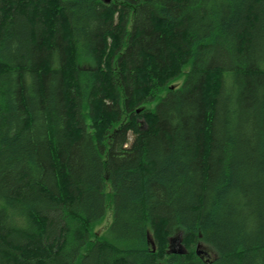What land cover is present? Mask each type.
Instances as JSON below:
<instances>
[{
	"label": "trees",
	"instance_id": "trees-1",
	"mask_svg": "<svg viewBox=\"0 0 264 264\" xmlns=\"http://www.w3.org/2000/svg\"><path fill=\"white\" fill-rule=\"evenodd\" d=\"M0 264H264V0H0Z\"/></svg>",
	"mask_w": 264,
	"mask_h": 264
},
{
	"label": "rangeland",
	"instance_id": "rangeland-1",
	"mask_svg": "<svg viewBox=\"0 0 264 264\" xmlns=\"http://www.w3.org/2000/svg\"><path fill=\"white\" fill-rule=\"evenodd\" d=\"M183 82V79L174 83V87H179L181 85V83ZM164 95V94H163ZM133 139V136L131 135V140ZM112 219H113V211L111 209V207H108L107 210V216L105 218V220L103 221V223H101L97 229L96 232L99 234H105L106 230H108L110 224L112 223ZM176 241L178 242V239H176Z\"/></svg>",
	"mask_w": 264,
	"mask_h": 264
},
{
	"label": "water",
	"instance_id": "water-1",
	"mask_svg": "<svg viewBox=\"0 0 264 264\" xmlns=\"http://www.w3.org/2000/svg\"><path fill=\"white\" fill-rule=\"evenodd\" d=\"M106 3H111L112 0H104Z\"/></svg>",
	"mask_w": 264,
	"mask_h": 264
}]
</instances>
